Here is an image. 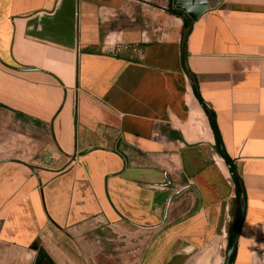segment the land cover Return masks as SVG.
<instances>
[{"label":"crops","instance_id":"1","mask_svg":"<svg viewBox=\"0 0 264 264\" xmlns=\"http://www.w3.org/2000/svg\"><path fill=\"white\" fill-rule=\"evenodd\" d=\"M227 160L232 262L264 264V0H0V264L45 233L93 264L221 257Z\"/></svg>","mask_w":264,"mask_h":264},{"label":"rangeland","instance_id":"2","mask_svg":"<svg viewBox=\"0 0 264 264\" xmlns=\"http://www.w3.org/2000/svg\"><path fill=\"white\" fill-rule=\"evenodd\" d=\"M76 240L59 233H53V235L45 233L44 239L39 240L32 250L36 254L45 255L51 264H93V238L88 235L87 242L91 243L89 245H84ZM226 250L227 248L222 252L221 257L218 254L214 256L210 249L203 250L189 264H224ZM33 255V253H29L24 264H33L35 256Z\"/></svg>","mask_w":264,"mask_h":264},{"label":"water","instance_id":"3","mask_svg":"<svg viewBox=\"0 0 264 264\" xmlns=\"http://www.w3.org/2000/svg\"><path fill=\"white\" fill-rule=\"evenodd\" d=\"M214 5H211V7H213ZM170 13H175L174 10H170ZM177 14V13H176ZM183 17H187L185 14H179ZM228 168H229V171H230V176H231V179L234 183V186L239 190V184H238V181H237V178H236V175L233 171V168H232V164L230 163V161H228ZM240 205H241V213H242V221L244 219V216H245V212H246V207H245V199L243 197L242 194H240ZM239 233H240V229L239 231L237 232V235L233 241V243L229 242L228 245H227V250H226V253H225V261H224V264H233L232 262V256H233V253L235 251V248H236V245H237V242H238V237H239Z\"/></svg>","mask_w":264,"mask_h":264},{"label":"trees","instance_id":"4","mask_svg":"<svg viewBox=\"0 0 264 264\" xmlns=\"http://www.w3.org/2000/svg\"><path fill=\"white\" fill-rule=\"evenodd\" d=\"M180 14H182V13H180ZM185 25H186V28H187V23H185L184 26ZM234 171H235V169H234ZM236 178H237V181H238V184H239V190L237 191L238 197L236 198V208H235V211H234L233 221H232V223L230 224V227H229V242H231V243H233V241H234V239H235V237L237 235V232L239 231L241 222H242L241 207L239 205V193L241 191V181H240L239 177L237 176V174H236ZM235 254H236V249H235V251L233 253L232 261H234V259H235Z\"/></svg>","mask_w":264,"mask_h":264},{"label":"flooded vegetation","instance_id":"5","mask_svg":"<svg viewBox=\"0 0 264 264\" xmlns=\"http://www.w3.org/2000/svg\"><path fill=\"white\" fill-rule=\"evenodd\" d=\"M44 262H47L48 264H51L45 255L38 253L36 255V259L33 264H45Z\"/></svg>","mask_w":264,"mask_h":264}]
</instances>
